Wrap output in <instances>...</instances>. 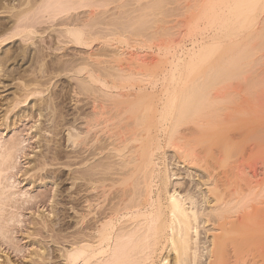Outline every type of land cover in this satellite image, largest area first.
<instances>
[{"label":"bare ground","instance_id":"1","mask_svg":"<svg viewBox=\"0 0 264 264\" xmlns=\"http://www.w3.org/2000/svg\"><path fill=\"white\" fill-rule=\"evenodd\" d=\"M9 1L3 6L10 16L9 23L0 22V46L40 36L43 41L51 29L59 33L61 50L69 45L91 50L78 61L59 62L61 72L80 76L72 94L75 108L89 107L83 113L80 108L81 117L74 116L68 127L70 159L80 158L83 169L69 174L71 232L70 241L65 239L69 247L60 255L64 264H264V177L259 173L264 161L252 166L253 178H248L244 163L228 156L254 122L246 120L233 133L226 93L218 88L244 75L264 49V0L199 1L197 21H204L211 35L181 52L169 47L159 57L131 52L128 58L127 52H113L111 42L153 39L157 32L149 24L159 15L167 17L165 8L176 0H149L140 15L127 11L113 19L101 11L112 0ZM83 9L89 10L81 18ZM43 24L51 27L41 31ZM103 56L111 60L102 61ZM30 86L24 98L14 100L15 108L42 93L40 87L27 90ZM40 126L34 127L41 138ZM213 143L219 150L207 156ZM168 150L177 155L174 164L199 170V187L174 185L177 174L170 169ZM73 162L71 168L77 165ZM202 231L209 246L202 242Z\"/></svg>","mask_w":264,"mask_h":264},{"label":"rangeland","instance_id":"2","mask_svg":"<svg viewBox=\"0 0 264 264\" xmlns=\"http://www.w3.org/2000/svg\"><path fill=\"white\" fill-rule=\"evenodd\" d=\"M4 1L1 2L5 5L0 3V22L2 23L3 20V23L6 24L9 23L8 16H10V12L3 6L7 5L9 7L10 1ZM148 1L112 0L111 4L101 8V11L104 9L109 11L104 16L106 18L111 16L114 18L121 13L124 17L130 14L131 17H134L137 16V13H140L139 10ZM199 1L202 0H176L174 4L167 5L165 9H167L166 11L169 10L168 16L159 15L156 23L149 24V27L152 26L153 30L157 32L154 34V41L153 39L141 38L139 42L136 38H131L130 41L127 40L128 44H123V42L120 43L115 40V42H111L115 47H113L114 51L112 47L111 49L107 47V49L113 52L128 53L127 58L131 52L136 55L139 54V56L142 54L145 57L153 55L159 57L162 53H167L169 49L170 52H173V49L176 50H174L175 52H181V48L191 49L195 40L202 41V38L212 34V30L205 28L204 21H199V23L197 21L195 13H197ZM204 1L202 2L204 3ZM88 10L79 11V13L81 12V18L87 16L85 11L88 12ZM126 12L127 15H125ZM160 17L163 20L162 22H159L161 21ZM123 21L127 20L123 19ZM48 25H41V31L51 27H48ZM197 25L198 32L196 33L194 28ZM50 30L42 36L43 41L41 36L38 35L40 40L37 37L29 43L17 41L0 46V264H64L65 262L60 259V255H62L61 252L64 249L66 250L69 247L68 242L70 241L71 232L68 226L71 224L69 207L71 181H69V174L73 168L78 171L83 168L77 164V160L80 163V158L70 159L73 150L67 140L68 127L71 126L75 117H81L83 110L87 111L89 107H84L82 106L84 103H80L82 105L78 104L80 107L76 105L75 108L72 94L75 92L73 90L76 87L75 84H78L80 76H76L77 74L75 75L73 70H71L72 73L69 70L68 74L61 72L60 69L63 66L60 65V61L63 62L67 59V61L69 59L73 62L78 61L80 58L86 57L91 50L76 48L72 45H69L65 50H61L59 47V33H51ZM115 38L119 39V36ZM105 41L96 42L94 50L101 48ZM56 46L58 47L56 48ZM55 48L59 49L55 50ZM256 54L253 57L254 59L252 58L253 63L251 62L248 69H246L247 71L244 70V75L233 76V78L231 77L233 81L230 79L231 82L228 80V82H225L226 87L225 84L218 87L219 89L224 87L222 91L220 89L221 94L226 93L224 105L226 106L229 103L226 107H228V113L232 116L230 127L233 133L239 131L238 128L249 122H246V120L254 122V126L251 125L252 123L250 124L253 130L248 129L245 139L243 138V140L241 139L237 141L238 143L233 144L230 155H228L232 157L231 162L239 163L241 161L240 163H244L242 169L248 171L245 175L248 178H253L252 166L260 165V162L264 161V49ZM108 59L111 60L110 57L103 56L102 61ZM32 79H34L33 82ZM34 81H38V84L36 82L35 84L41 86L36 87ZM252 83L253 86H251ZM31 84L32 87L30 86L27 90L32 88L36 90L40 87L42 93L30 96L28 102L15 108L14 100L24 98V89ZM220 91L218 90L219 93ZM83 98L85 97H80V99ZM228 98L230 102H228ZM37 109L42 110V117L39 116L40 111H37ZM79 110H81V113L78 112ZM76 124L81 127L79 125L81 124L80 120ZM39 125L44 129L41 138L35 134L36 128L34 126ZM215 141L217 142L218 139ZM215 141L214 143H216ZM13 143L17 144L15 145L17 148L12 150V154H9L8 149ZM211 148L209 151L211 153H208L207 156H212L215 153L213 151L219 150L218 147L216 148V144L212 145ZM79 149L77 155L82 153V149L80 151ZM169 150L167 156L170 157V169L177 174L174 177V185L181 183L182 188L187 185H197L199 187V184L202 183L198 180V175L201 174L199 170L190 169L187 165L174 164L177 155H174V151ZM7 153L10 155L9 157ZM80 156L81 154L78 157ZM73 161H76L77 165L71 168L70 163ZM263 167L262 165L260 167V177H264ZM222 168H220L221 171L224 169ZM262 185L264 186V183ZM52 207H55V212H53ZM44 220L48 221L49 224H51L50 221L55 220V222L47 227L44 225ZM201 236L202 242L209 246L207 236L203 231ZM65 239L68 242H65ZM205 259L203 258V262H205Z\"/></svg>","mask_w":264,"mask_h":264}]
</instances>
